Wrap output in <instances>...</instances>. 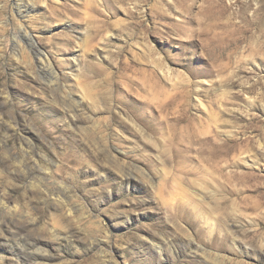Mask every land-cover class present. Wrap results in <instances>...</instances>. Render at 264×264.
<instances>
[{"label": "rangeland", "instance_id": "rangeland-1", "mask_svg": "<svg viewBox=\"0 0 264 264\" xmlns=\"http://www.w3.org/2000/svg\"><path fill=\"white\" fill-rule=\"evenodd\" d=\"M0 264H264V0H0Z\"/></svg>", "mask_w": 264, "mask_h": 264}]
</instances>
